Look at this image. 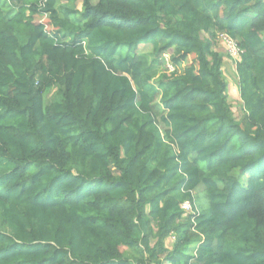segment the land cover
<instances>
[{"label":"trees","instance_id":"16d2710c","mask_svg":"<svg viewBox=\"0 0 264 264\" xmlns=\"http://www.w3.org/2000/svg\"><path fill=\"white\" fill-rule=\"evenodd\" d=\"M0 264H264L262 0H0Z\"/></svg>","mask_w":264,"mask_h":264},{"label":"rangeland","instance_id":"374dc122","mask_svg":"<svg viewBox=\"0 0 264 264\" xmlns=\"http://www.w3.org/2000/svg\"><path fill=\"white\" fill-rule=\"evenodd\" d=\"M63 3H66V2H63ZM78 8L79 9L82 8L81 4H79ZM141 50H142L143 53H146V54H150L151 51H152L150 46L143 47V48H141ZM220 51L226 57L225 77H226L228 83H230L229 87H228V92H229L228 94H229L231 102L230 101L229 102L234 106V109H235L236 113H238V111H239V109L241 107V103H240L239 100H234V102H233V99L231 97L233 92H232V88L230 89L231 84H233V86H235L236 84L238 85L237 75L235 73V67H234V63L235 62H234V60L231 57H229L227 55L226 49L221 48ZM230 90H231V95H230ZM55 91H56V89L53 88V90L51 92L46 94V97H45L46 105H49L52 102V100L54 99ZM171 241L173 242L175 240H173V238H172Z\"/></svg>","mask_w":264,"mask_h":264},{"label":"built area","instance_id":"2783aa9c","mask_svg":"<svg viewBox=\"0 0 264 264\" xmlns=\"http://www.w3.org/2000/svg\"><path fill=\"white\" fill-rule=\"evenodd\" d=\"M262 2L264 3V0H262ZM219 38L222 41H224L228 56L231 57L236 64V62L240 59V55L242 53L237 42L234 39H232L230 36L225 35V34L220 35ZM168 68L170 70L173 69L172 67H170V65H168ZM181 209L185 212V215H190L193 217L199 216V210L197 206L195 205V200H187L185 203L181 205ZM172 238L173 240H175L174 236H171V239Z\"/></svg>","mask_w":264,"mask_h":264},{"label":"crops","instance_id":"0c3cea01","mask_svg":"<svg viewBox=\"0 0 264 264\" xmlns=\"http://www.w3.org/2000/svg\"><path fill=\"white\" fill-rule=\"evenodd\" d=\"M223 48V49H226L225 46L223 45L222 42L220 41H217V43L215 44V50L218 51L219 53H221L222 55H224L220 49ZM228 55V54H227ZM234 67H235V73H236V64L234 63ZM223 69H224V74H225V69H226V57L224 56V66H223ZM230 84V83H229ZM232 88V99H233V102L234 100H239L240 103H241V100H240V92H239V86L236 84L235 86H233V84H231L230 86V89ZM229 93V92H228ZM230 95H231V90H230ZM228 101H230V97H229V94H228ZM231 102V101H230ZM232 102V103H233Z\"/></svg>","mask_w":264,"mask_h":264},{"label":"bare ground","instance_id":"6f19581e","mask_svg":"<svg viewBox=\"0 0 264 264\" xmlns=\"http://www.w3.org/2000/svg\"><path fill=\"white\" fill-rule=\"evenodd\" d=\"M225 47H226V45H225Z\"/></svg>","mask_w":264,"mask_h":264}]
</instances>
